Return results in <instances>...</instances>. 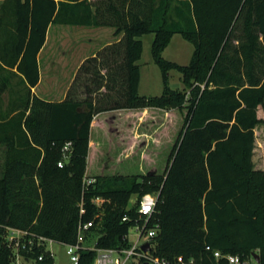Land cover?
<instances>
[{
  "label": "trees",
  "instance_id": "trees-1",
  "mask_svg": "<svg viewBox=\"0 0 264 264\" xmlns=\"http://www.w3.org/2000/svg\"><path fill=\"white\" fill-rule=\"evenodd\" d=\"M186 17L192 28L181 24ZM51 24L123 33L80 66L75 80L80 73L91 80L84 99L72 91L74 82L62 101L32 92ZM176 33L195 46L187 66L163 57ZM147 34L154 35L152 54L163 72L161 96L139 91ZM172 70L182 74L183 90L170 86ZM17 75L28 92L0 109V264L12 262L6 228L28 232L20 253L36 264H55L41 253L46 243H76L80 224L90 221L80 264L95 263L97 252L87 243L94 234L97 248H131L130 230L146 222L139 201L149 193L159 195L147 223V229L159 226L155 256L228 264L214 251L254 261L259 253L258 264H264V170L254 164L264 105V0H5L1 102ZM166 144L171 151L159 171L152 165ZM108 151L141 155L151 170L106 174V165L90 174L89 160L95 165ZM87 175L96 181L87 185ZM135 195L138 202L130 207ZM99 197L107 200L101 206Z\"/></svg>",
  "mask_w": 264,
  "mask_h": 264
},
{
  "label": "rangeland",
  "instance_id": "rangeland-1",
  "mask_svg": "<svg viewBox=\"0 0 264 264\" xmlns=\"http://www.w3.org/2000/svg\"><path fill=\"white\" fill-rule=\"evenodd\" d=\"M187 18V17H186ZM184 27L192 28L193 25L189 22V19L182 18V22ZM65 27V26H63ZM66 30L68 34V38L65 41L64 47L68 51V58L69 63L71 66L73 64H77L81 57L88 56L92 50H97L102 44H104L105 40L108 39V36L111 34L108 32L109 28H103L105 29V34L96 35V39H102L99 43L97 49H95L97 46H94L95 44L92 43V40H89L91 37H93L91 29H94L92 31H97L95 28H88V27H74V29H78L77 33L74 34V32L69 31L70 27H67ZM72 28V27H71ZM72 32V33H71ZM109 33V34H108ZM74 35L81 36L78 37L81 41V43L76 44V40L73 39ZM94 38V37H93ZM142 40L144 42V51L142 54V58L139 61V64L141 66V83H140V94L147 97H154V96H161L164 91V79H163V72L161 68L156 64L153 54H152V44L154 40L153 34H147L142 37ZM79 41V42H80ZM95 42V41H93ZM63 49V48H62ZM57 52V55H59L58 49L55 50ZM195 51L194 44L186 39L182 34L176 33L173 35L170 44L163 52V57L171 62L177 63L182 66H187L191 63L193 55ZM61 52V51H60ZM79 70V69H78ZM78 72V71H77ZM77 74V73H76ZM169 83L170 86L173 89H179L183 90L185 85L182 81V74H180L176 70H172L170 73ZM89 76H86L84 73H80L78 76V79L73 80L74 84V92L78 95V98L84 99L85 97V86L87 83H90L91 80H88ZM46 81V80H45ZM69 83V80H68ZM72 85V84H71ZM99 98V96H98ZM3 102V100H2ZM2 102L0 101V109L2 108ZM258 116L261 119L260 124L256 128V148H255V154H254V164L257 169H264V105L261 106L258 110ZM182 119L179 122V128L182 127ZM150 123L147 124L149 127ZM151 127V126H150ZM166 133H163V137ZM174 134V133H173ZM176 136V134H174ZM174 136V137H175ZM103 137V135H102ZM171 139V135H170ZM165 148L160 150L157 157L155 159V164H151L148 159L144 161V159L141 157V155H131V156H125L122 155L120 151L119 152H111L108 151V154L104 157H99L96 161V164L93 165L91 161L89 160V169L90 174H96L99 173L100 168H105L106 165L110 166L107 168L104 172L106 174H137V173H145L150 171V167L157 168L159 171H163L166 167L168 157L171 151V145L166 144L164 145ZM169 147V148H168ZM153 150L154 148L150 146V150ZM5 153L3 146H0V164L3 162ZM125 156V157H124ZM152 165V166H151ZM96 172V173H95ZM102 172V171H100ZM88 176V175H87ZM91 178L90 176H88ZM138 202V196H133V198L130 201V207H133ZM138 231L136 228H132L130 230L128 239L131 244L136 243L138 239ZM7 236V231L5 233V238ZM96 234H94L92 237L88 238L87 243L92 246L93 242L96 240ZM46 250H42L41 253L43 256H48L52 254L55 259V264H72L70 260V256L67 253V246L65 244H58L54 242L46 243ZM29 264H36L35 261L29 262Z\"/></svg>",
  "mask_w": 264,
  "mask_h": 264
},
{
  "label": "built area",
  "instance_id": "built-area-1",
  "mask_svg": "<svg viewBox=\"0 0 264 264\" xmlns=\"http://www.w3.org/2000/svg\"><path fill=\"white\" fill-rule=\"evenodd\" d=\"M71 142H69L64 148V156L68 158L67 151L71 148ZM64 161H60L59 165L63 166ZM95 178H89L86 176L85 183L87 185L94 183ZM158 194H146L144 195L139 203V214L141 218L146 220L144 225H137L135 228L138 231V239L136 243L132 244L131 248H97L95 245L91 246V249L97 252L95 263L94 264H195V259L191 258L186 260L183 256L176 257L173 261L166 258L155 256L153 253L154 244L152 239L156 236L158 231V224L154 228L147 229V223L149 219L153 216L156 211V206L158 203ZM107 200L104 198H97L96 204L98 206L103 205ZM82 212H84L82 210ZM124 220H128V217H125ZM94 226V221H90L86 224H80L79 234L76 243L65 244L67 246V253L70 256L72 264H80V252L82 249H85V234L84 231L90 227ZM7 231V240L9 242V247L13 250L12 262L11 264H29L30 259L20 253L21 247H26V244L22 245V240L28 235L27 231L15 229V228H6ZM129 236V235H128ZM41 241H45L44 238H40ZM52 241H49L50 243ZM150 243V250L144 251L143 245ZM32 244V241H31ZM208 250H211V247H207ZM52 256H54L52 254ZM214 257L220 261L222 259L226 260L228 264H258L257 261L252 259L243 260L238 255L233 254H222L220 251H214ZM39 260H43V256L39 257Z\"/></svg>",
  "mask_w": 264,
  "mask_h": 264
},
{
  "label": "crops",
  "instance_id": "crops-1",
  "mask_svg": "<svg viewBox=\"0 0 264 264\" xmlns=\"http://www.w3.org/2000/svg\"><path fill=\"white\" fill-rule=\"evenodd\" d=\"M5 0H0V5ZM65 26V27H63ZM69 28V31L74 32V34L77 33L78 29H74V27H84V26H71V25H64V24H51L48 33H47V39L46 42L42 48V50L39 53V66H40V82L39 84L32 89L33 94L40 96L41 98H44L49 101H62L66 98L68 90L77 75V71L82 65V63L85 61L86 58L90 56H94L98 50L102 49L103 47L112 44L114 42H118L123 37V33L121 34H115V28L112 27H88V28H95L97 31H92L94 29H91L93 37H91L89 40H92V43H96L94 46H99L100 41L102 39H96V35L105 34V29L103 28H109L108 31L111 35L108 36V39L105 40L104 44H102L99 48L98 46L95 48L97 50H92V52L86 56L81 57L79 62L76 64L69 63L68 58V51L65 49L64 44L67 40V32L66 30ZM72 27V28H71ZM71 32V33H72ZM108 33V34H109ZM77 36L74 35L73 39H75L77 43H81L80 39ZM80 41V42H79ZM95 41V42H93ZM63 48V49H62ZM58 49L59 55H57V52L55 50ZM61 51V52H60ZM46 80V81H45ZM69 80V83H68ZM13 85L3 95V102H2V108L6 109L12 98H16L18 96H21L24 94L25 91L28 92L27 84L23 82V79L20 75L14 76L12 79ZM141 83V82H140ZM149 109L139 110L136 111V114L142 116L144 115ZM256 132V130H255ZM260 169V168H259ZM264 170V169H262Z\"/></svg>",
  "mask_w": 264,
  "mask_h": 264
},
{
  "label": "water",
  "instance_id": "water-1",
  "mask_svg": "<svg viewBox=\"0 0 264 264\" xmlns=\"http://www.w3.org/2000/svg\"><path fill=\"white\" fill-rule=\"evenodd\" d=\"M150 248H151L150 247V243H146V244L143 245V250L144 251H149ZM254 256H255L256 261L259 263L260 262V254L259 253H255Z\"/></svg>",
  "mask_w": 264,
  "mask_h": 264
}]
</instances>
